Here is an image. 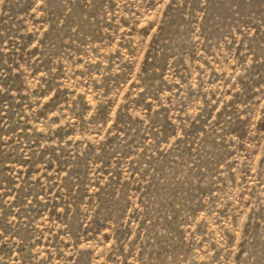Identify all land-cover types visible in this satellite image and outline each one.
Wrapping results in <instances>:
<instances>
[{"label": "rangeland", "instance_id": "374dc122", "mask_svg": "<svg viewBox=\"0 0 264 264\" xmlns=\"http://www.w3.org/2000/svg\"><path fill=\"white\" fill-rule=\"evenodd\" d=\"M0 264H264V0H0Z\"/></svg>", "mask_w": 264, "mask_h": 264}]
</instances>
